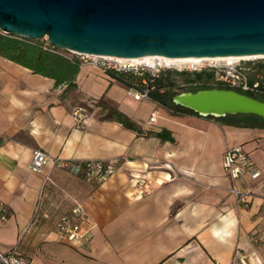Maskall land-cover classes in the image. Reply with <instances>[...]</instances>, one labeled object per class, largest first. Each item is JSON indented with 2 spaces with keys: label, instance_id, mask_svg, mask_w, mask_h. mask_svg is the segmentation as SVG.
I'll list each match as a JSON object with an SVG mask.
<instances>
[{
  "label": "crops",
  "instance_id": "crops-1",
  "mask_svg": "<svg viewBox=\"0 0 264 264\" xmlns=\"http://www.w3.org/2000/svg\"><path fill=\"white\" fill-rule=\"evenodd\" d=\"M72 84L0 56V198L9 208L1 252L18 246L25 264H264V127L135 100L136 89L91 64L78 67ZM101 102L139 129L103 119ZM80 106L83 124L73 115ZM162 131L172 139L158 137ZM240 145L261 170L240 181L254 194L247 207L230 194L223 168L225 151ZM37 149L64 162L110 161L116 171L99 185L51 162L35 173ZM75 203L93 230L72 246L49 220Z\"/></svg>",
  "mask_w": 264,
  "mask_h": 264
},
{
  "label": "water",
  "instance_id": "water-1",
  "mask_svg": "<svg viewBox=\"0 0 264 264\" xmlns=\"http://www.w3.org/2000/svg\"><path fill=\"white\" fill-rule=\"evenodd\" d=\"M0 31L92 56L264 55V0H0ZM173 102L205 117L264 118L263 100L234 89L183 91Z\"/></svg>",
  "mask_w": 264,
  "mask_h": 264
},
{
  "label": "built area",
  "instance_id": "built-area-1",
  "mask_svg": "<svg viewBox=\"0 0 264 264\" xmlns=\"http://www.w3.org/2000/svg\"><path fill=\"white\" fill-rule=\"evenodd\" d=\"M44 39L46 40L45 49L52 50L56 48L46 38ZM68 54L69 57L77 58L81 65L91 64L105 72L109 70L132 72L135 74L148 72L153 76L158 75L163 70L172 68L180 72H208L213 75V85H222L245 94H256L264 97V55H251L249 58L230 60L189 57L187 61L180 63H167L164 57L151 56L154 57L151 63L135 64L131 62V59L127 58L92 56L74 52H68ZM143 98H149L148 89L135 91V100ZM73 115L77 123L83 124L87 119V110L82 106L76 107L73 110ZM150 121H155V116L152 115ZM49 162L55 167L68 168L73 170V172H81L84 180L93 185L104 183L116 171L115 164L110 161L64 162L59 158H52L49 154L39 149L33 151L30 169L35 173H41ZM223 168L231 182L230 194L236 199L238 206H249L254 196L253 191L250 188H243L240 181L245 175H250L254 180H257L261 176V170L250 153L241 145L228 148L224 153ZM8 219V205L0 198V228ZM92 230L93 225L90 222L89 216L79 203H75L67 213L59 216L54 224V231L58 240L72 246L88 240L92 235ZM251 234L255 241H262V238L258 236L259 231L253 230ZM0 264H25V261L15 246L8 251H0Z\"/></svg>",
  "mask_w": 264,
  "mask_h": 264
},
{
  "label": "trees",
  "instance_id": "trees-1",
  "mask_svg": "<svg viewBox=\"0 0 264 264\" xmlns=\"http://www.w3.org/2000/svg\"><path fill=\"white\" fill-rule=\"evenodd\" d=\"M45 43L46 40L44 38L30 39L0 32V56L22 65L34 73L55 79L57 85L67 83L72 86L74 76L81 65L80 61L75 57H69L68 52L64 53L60 49H45ZM108 73L128 88L139 91L148 89L149 98L165 107L171 104L176 112H187L198 116L200 115L195 111L174 103L173 97L183 91H197L209 88L229 89L222 85L211 84L213 75L208 72L190 74V72H165L163 70L156 76L148 72L135 74L132 72L109 70ZM247 95L264 101V97L262 96L249 93ZM100 106L102 107L101 115L103 119L117 121L129 129H139L128 116L116 107L106 102H101ZM206 117L216 119L222 124L236 127H264V118L251 114H228L223 117ZM163 134L162 131L157 135L161 139H172L170 136L165 137ZM16 247L18 250V246Z\"/></svg>",
  "mask_w": 264,
  "mask_h": 264
},
{
  "label": "bare ground",
  "instance_id": "bare-ground-1",
  "mask_svg": "<svg viewBox=\"0 0 264 264\" xmlns=\"http://www.w3.org/2000/svg\"><path fill=\"white\" fill-rule=\"evenodd\" d=\"M251 55H240V56H217V57H206L207 59H213V60H225V59H237V58H249ZM167 63H180L183 61H187L189 57H183V58H166ZM154 57L151 56H144V57H138L131 59V62L135 64H144V63H151ZM156 59V58H155Z\"/></svg>",
  "mask_w": 264,
  "mask_h": 264
},
{
  "label": "rangeland",
  "instance_id": "rangeland-1",
  "mask_svg": "<svg viewBox=\"0 0 264 264\" xmlns=\"http://www.w3.org/2000/svg\"><path fill=\"white\" fill-rule=\"evenodd\" d=\"M42 39V38H41ZM62 52H64V53H67L68 51H66V50H63V49H60ZM165 72H168V71H171V72H175V71H177V72H180V71H178L177 69H175V68H172V69H166V70H164ZM191 74V73H190ZM211 84H213V81L211 82ZM213 119V118H212ZM214 120H216V119H214ZM217 121V120H216ZM54 217H56V215L54 216ZM55 221V218L54 219H52V220H49V223L51 224L52 222H54Z\"/></svg>",
  "mask_w": 264,
  "mask_h": 264
}]
</instances>
